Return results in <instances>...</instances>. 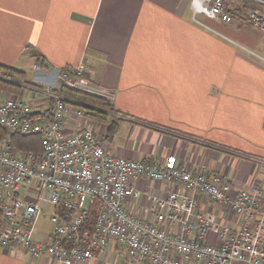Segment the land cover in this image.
Returning a JSON list of instances; mask_svg holds the SVG:
<instances>
[{
  "label": "crops",
  "instance_id": "1",
  "mask_svg": "<svg viewBox=\"0 0 264 264\" xmlns=\"http://www.w3.org/2000/svg\"><path fill=\"white\" fill-rule=\"evenodd\" d=\"M191 4L0 0V67L25 71L15 80L22 88L0 87V96L27 93L28 100L23 98L35 110L48 109L55 100L46 89L61 86L57 69L83 63L85 75L70 86L108 98L115 110L105 118H75L71 130L92 128L120 156L222 172L231 180V193L264 190V33L199 13L214 32L194 20ZM35 55L48 61L41 72ZM133 183L139 195L125 199L126 209L147 220L156 219L152 197L177 187L144 177ZM198 200L218 223L239 226L232 210L203 195ZM50 231L37 229L36 238L46 240ZM124 253L111 245L91 264H122ZM0 264L63 263L11 246L0 248Z\"/></svg>",
  "mask_w": 264,
  "mask_h": 264
},
{
  "label": "built area",
  "instance_id": "2",
  "mask_svg": "<svg viewBox=\"0 0 264 264\" xmlns=\"http://www.w3.org/2000/svg\"><path fill=\"white\" fill-rule=\"evenodd\" d=\"M233 2L228 9L226 0H192L194 20L218 32L197 17L203 13L226 24L242 21L264 33L259 8L264 0H252L255 5L242 10V0ZM34 67L41 72L48 61ZM85 70L83 63L63 66L57 78L70 85ZM0 75L16 80L10 73ZM53 89L46 91L55 103L45 110H35L23 97L0 96V248L14 246L63 264H91L111 245L124 248L122 264H264V190L231 193V180L222 172H193L186 165L120 156L92 128L71 130L70 123L84 112ZM15 133L39 135L42 149L20 151L12 139ZM143 177L177 186L152 197L155 220L125 206L126 198L139 195L133 182ZM198 195L232 210L239 226L223 225L215 214L203 213ZM95 202L99 212L90 227ZM47 207L52 208V229L41 240L36 238L37 224ZM161 222L179 230L166 229Z\"/></svg>",
  "mask_w": 264,
  "mask_h": 264
},
{
  "label": "trees",
  "instance_id": "3",
  "mask_svg": "<svg viewBox=\"0 0 264 264\" xmlns=\"http://www.w3.org/2000/svg\"><path fill=\"white\" fill-rule=\"evenodd\" d=\"M234 3L233 0H226V6L229 9V6ZM252 0H242V4L239 7V10L244 9L248 6H253ZM255 5V4H254ZM36 62L42 63L44 59L42 57L36 56ZM3 73H10L14 78H22L25 75V71L18 69L13 66H2L0 67ZM18 81L8 80L0 75V87L12 88L14 91H18L22 88V85L17 84ZM28 82V81H26ZM19 83V82H18ZM53 92L59 95L62 98H65L71 102L74 106L81 108L85 115L96 118H105L109 112L114 111L115 107L113 103L106 97L91 93L89 91L72 87L68 84H62L58 88H54ZM52 100H56L55 97H52ZM114 129V126L111 125V130ZM12 139L15 146L20 151H33L35 153L39 152L42 149V140L39 135H22L20 133L12 134ZM91 216L87 223L90 227L94 226L97 220L99 212V204L95 202L90 207ZM1 226V221H0Z\"/></svg>",
  "mask_w": 264,
  "mask_h": 264
},
{
  "label": "rangeland",
  "instance_id": "4",
  "mask_svg": "<svg viewBox=\"0 0 264 264\" xmlns=\"http://www.w3.org/2000/svg\"><path fill=\"white\" fill-rule=\"evenodd\" d=\"M23 97L28 100L27 93H25ZM87 117H90V116H87ZM51 210H52L51 207H47L45 209L43 215L39 217L38 224H37V229L39 230V232H40V230L47 231V230L52 229V223L49 219ZM38 235H40V233Z\"/></svg>",
  "mask_w": 264,
  "mask_h": 264
}]
</instances>
